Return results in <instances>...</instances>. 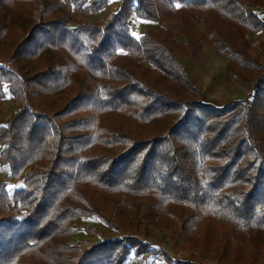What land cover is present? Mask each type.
Returning a JSON list of instances; mask_svg holds the SVG:
<instances>
[{
  "label": "trees",
  "instance_id": "obj_1",
  "mask_svg": "<svg viewBox=\"0 0 264 264\" xmlns=\"http://www.w3.org/2000/svg\"><path fill=\"white\" fill-rule=\"evenodd\" d=\"M109 1L0 0V39L12 31L14 40L0 53V107L18 105L0 119V164L23 176L12 194L0 179V264L141 258L157 243L152 228L163 241L161 212L175 202L193 213L176 218V247L186 223L192 232L200 220L225 225L202 244L219 263L264 264V64L245 37L264 30L260 1L118 0L102 20L73 22V10L98 13ZM132 16H175L187 42L169 26L136 36ZM197 17L230 73L257 71L249 104L210 103L177 58H201ZM140 198L149 201L148 223L124 233ZM79 218L116 237L72 243Z\"/></svg>",
  "mask_w": 264,
  "mask_h": 264
},
{
  "label": "rangeland",
  "instance_id": "obj_2",
  "mask_svg": "<svg viewBox=\"0 0 264 264\" xmlns=\"http://www.w3.org/2000/svg\"><path fill=\"white\" fill-rule=\"evenodd\" d=\"M260 6L264 11V0H259ZM119 6L118 0H110L108 6L98 13L90 14V15H84L82 13H79L77 11L73 10V16L74 21L77 20H88V21H98L106 18L108 13L113 12L116 10ZM15 11V10H14ZM72 19V20H73ZM178 20L175 16H166L164 19L159 21H152V20H145L138 16H132L130 24L132 27V32L134 35L139 36L144 32H147L148 30H159L163 26H169L172 30V34L175 35V38L180 43H186V39L183 34H180V30L178 27ZM194 25L198 29V31H194V35L198 36L200 33L201 41H202V49H201V58L198 61L195 62H188V58L186 55H183L181 53H176L177 58L181 61V63L185 66L188 75L193 79L194 83L196 84V87L200 90V92L204 95L205 99L213 102V103H219V104H225L228 101L234 100V99H241L245 103H250V88L252 85H254L255 80H251L252 77L255 75L257 78V71L256 70H246L241 69L239 70L238 67L234 68V71H240L243 74L242 75H236L235 73H230L227 66H228V60H226V57L220 53L214 44H212V40L209 38V36L206 34L205 31V25L202 21L197 19H194ZM200 30V32H199ZM12 36V31L8 34H6V37L4 39H0V53L10 51L14 46V40L10 39ZM245 37L247 39V42L249 44V54L252 57H257V59L264 64V30L254 33V32H247L245 34ZM242 76V78L240 77ZM17 103L14 100H9L6 103H4L0 107V119L1 118H8L12 111L16 109ZM5 166H2L0 164V177L3 179L6 177V179H17L18 181L23 177H11L10 173L4 171ZM7 167V166H6ZM5 167V168H6ZM8 168V167H7ZM7 174V175H6ZM12 180V181H17ZM7 183V189L9 190V193H13L12 189L8 188V181L4 180ZM12 197V196H11ZM138 204L140 208V212H138L136 215L133 212H127L129 218H128V226L123 229L124 233H133L138 232V228L135 225H140V232L143 231L145 224L148 223L146 220L145 212L148 210V199L146 198H140L138 199ZM9 209L13 211V203L12 198H10L9 202ZM2 211L0 210V213ZM189 215H193L191 213V210L185 207L182 204H179L177 202L171 203L167 208L164 209V212H161V220L160 224L163 227H167L168 229H163V233L165 236L162 237V240L156 236L158 234V230L156 228H152V233L155 235V238L157 243L155 246L150 247L147 255L153 254L158 258V255L161 253V250L166 251L167 254L169 253L173 259L176 260H183V261H190L192 264H222L217 261V256L215 257L216 253H218L216 250L213 251V248L209 247H203V243H205L208 239H215V235L217 238H219L222 235V232L226 230L225 225H218V226H209L208 223L203 221H194L191 222L194 230L190 232L188 230L189 222L186 223V229L184 233H182V236L186 235V241L182 242V244L176 245L174 244L173 240L176 239L178 233L177 228H179V225L176 222V218H180L183 220L184 218H187ZM181 216V217H180ZM95 218L89 220L88 218H79L75 220L74 223V233H73V240L72 243H76V240H87V242L90 244L97 243L99 241H102L104 236H108L111 234H114V231H112L109 227L107 228L106 232L104 231V228L97 223L98 220ZM145 223V224H144ZM94 229L96 230H93ZM100 229H99V228ZM89 228V230H88ZM99 230V231H98ZM199 232V233H198ZM116 233V232H115ZM201 233H204L205 236L200 235ZM108 234V235H107ZM117 234V233H116ZM116 234L113 237H116ZM119 235V232H118ZM141 235V234H139ZM207 235V239H206ZM188 236V238H187ZM111 237V236H110ZM141 237H145L144 235H141ZM80 240V241H81ZM164 245V246H163ZM166 248V249H165ZM205 248V249H204ZM165 256V254L163 255ZM165 258V257H162ZM161 258V259H162ZM163 260V259H162ZM158 261V260H157ZM138 263L139 260H137ZM126 264V262H124ZM123 263V264H124Z\"/></svg>",
  "mask_w": 264,
  "mask_h": 264
},
{
  "label": "crops",
  "instance_id": "obj_3",
  "mask_svg": "<svg viewBox=\"0 0 264 264\" xmlns=\"http://www.w3.org/2000/svg\"><path fill=\"white\" fill-rule=\"evenodd\" d=\"M4 171H6L7 172V174H8V172L10 173V171H9V168H5L4 167ZM6 174V175H7ZM0 179H3L2 177H0ZM3 180H7L8 181V179H6V177L3 179ZM9 180H11V181H8V188H10V189H12L13 191L12 192H14V190L19 186V185H21L22 184V182H23V177L18 181L17 179H11V178H9ZM12 180H17V181H12ZM12 194V193H11ZM98 223V222H97ZM100 224V223H99ZM103 228H104V231L106 232V230H107V226H104V225H102V224H100ZM99 228V227H98ZM100 229V228H99ZM108 235V234H107ZM115 235V233L114 234H111V235H108V236H104L103 235V237L104 238H108V237H113ZM164 246V245H163ZM166 249V248H165ZM154 254V253H153ZM153 254H149V255H144L143 257H141V258H136L137 260H139V264H173V263H170V262H168L165 258H162L161 257V255H158V258L156 257V256H154ZM163 260H162V259ZM158 260V261H157ZM175 260V259H174ZM176 264V263H175Z\"/></svg>",
  "mask_w": 264,
  "mask_h": 264
},
{
  "label": "built area",
  "instance_id": "obj_4",
  "mask_svg": "<svg viewBox=\"0 0 264 264\" xmlns=\"http://www.w3.org/2000/svg\"><path fill=\"white\" fill-rule=\"evenodd\" d=\"M126 264H139V263L137 262L136 257L133 256V258L130 257L129 260L126 261Z\"/></svg>",
  "mask_w": 264,
  "mask_h": 264
},
{
  "label": "snow or ice",
  "instance_id": "obj_5",
  "mask_svg": "<svg viewBox=\"0 0 264 264\" xmlns=\"http://www.w3.org/2000/svg\"><path fill=\"white\" fill-rule=\"evenodd\" d=\"M179 6V5H178Z\"/></svg>",
  "mask_w": 264,
  "mask_h": 264
}]
</instances>
